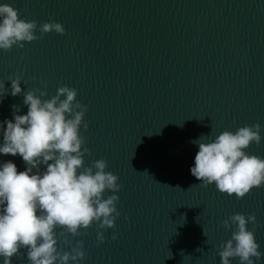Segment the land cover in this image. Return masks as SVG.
Returning a JSON list of instances; mask_svg holds the SVG:
<instances>
[{
  "label": "water",
  "instance_id": "water-1",
  "mask_svg": "<svg viewBox=\"0 0 264 264\" xmlns=\"http://www.w3.org/2000/svg\"><path fill=\"white\" fill-rule=\"evenodd\" d=\"M0 4L35 21L40 37L0 50V82L10 91L9 77L19 75L23 90L4 97L0 121L12 118L13 105L27 113L24 91L40 88L43 100L62 86L76 89L88 109V128L80 129L90 152L84 166L107 161L121 185L115 227L94 223L78 237L58 229L61 252L82 240V264H221L219 252L235 230L223 221L237 213L256 216L247 227L264 252V186L237 199L214 184L203 187L190 173L198 151L192 141L244 126L261 125V143L245 151L264 158V0ZM46 22L61 23L65 34L41 36ZM7 160L25 169L19 155H0ZM12 264H29L25 249Z\"/></svg>",
  "mask_w": 264,
  "mask_h": 264
},
{
  "label": "clouds",
  "instance_id": "clouds-1",
  "mask_svg": "<svg viewBox=\"0 0 264 264\" xmlns=\"http://www.w3.org/2000/svg\"><path fill=\"white\" fill-rule=\"evenodd\" d=\"M36 30L35 21L21 19L13 6L0 4V50L23 48L24 42L40 38ZM53 31L65 34L58 22L39 27L41 36ZM8 82L10 91L0 82V104L4 97L23 91L19 75ZM23 93L27 113L18 114L13 105L12 118L0 121V155H19L25 163V169L18 171L12 160L0 161V264H12L21 249L26 250L29 264H82L83 241L61 252L57 236L60 232L85 235L94 223L99 229L114 228L120 216L115 194L121 189L119 177L106 171L105 160L84 166L90 152L80 129L82 124L88 128L84 123L88 109L77 101L76 89L62 86L51 99L43 100L47 93L40 88ZM261 141L259 124L192 141L198 151L190 173L203 187L214 184L220 193L242 199L253 188L264 186V158L245 151ZM109 191L113 194L105 198ZM249 223H256L255 215L237 213L223 221L225 228L235 225V230L219 252L221 264H231L233 258H239V264H257L264 258ZM97 241L104 242L103 231H98Z\"/></svg>",
  "mask_w": 264,
  "mask_h": 264
}]
</instances>
